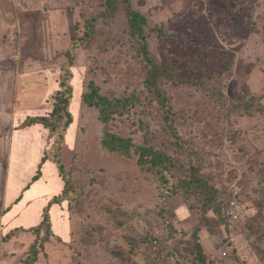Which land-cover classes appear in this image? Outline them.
<instances>
[{
    "label": "rangeland",
    "instance_id": "rangeland-1",
    "mask_svg": "<svg viewBox=\"0 0 264 264\" xmlns=\"http://www.w3.org/2000/svg\"><path fill=\"white\" fill-rule=\"evenodd\" d=\"M127 1L146 20L153 84L121 0H3L2 41L28 70L13 105L50 90L52 106L71 74L72 123L43 126L61 211L38 235L0 233V264H199L195 243L208 264H264V0ZM91 88L118 102L106 124L82 103ZM108 135L129 155L104 149ZM219 203L235 224L214 217Z\"/></svg>",
    "mask_w": 264,
    "mask_h": 264
},
{
    "label": "crops",
    "instance_id": "crops-1",
    "mask_svg": "<svg viewBox=\"0 0 264 264\" xmlns=\"http://www.w3.org/2000/svg\"><path fill=\"white\" fill-rule=\"evenodd\" d=\"M11 13L14 15L13 10ZM6 17H11L10 13L0 0V233L3 236L37 227L46 208L53 225L55 215L61 210L58 204L50 205V202L64 189L56 165L45 157L48 131L41 124L21 127L26 118L42 117V111L51 112L50 104H42V98L50 90L19 107L13 105L17 94L15 83L25 81L28 70L22 65L24 59L19 60L10 50L11 45L2 41ZM57 233L63 237L62 231Z\"/></svg>",
    "mask_w": 264,
    "mask_h": 264
},
{
    "label": "trees",
    "instance_id": "trees-1",
    "mask_svg": "<svg viewBox=\"0 0 264 264\" xmlns=\"http://www.w3.org/2000/svg\"><path fill=\"white\" fill-rule=\"evenodd\" d=\"M122 3L126 6V14L128 18V28H129V33L130 35L139 42L140 46V54L142 56V59L147 67H149V73H150V82L153 84L155 82L154 77L156 74L155 71V66L153 63L152 58L150 57L149 50H148V45H147V40L144 36L143 28L145 26V18L135 12L132 11L128 1L127 0H121ZM157 35H163L162 32L156 31L155 32ZM80 41V40H79ZM79 45H82V41L76 42L75 44L72 45V49L77 48ZM67 63L69 66H72V59L70 56L67 58ZM71 75V74H70ZM69 74H67V77L63 78L60 82V89L55 93L54 95V103L52 105V110L47 117H28L25 119V121L22 123L21 127H27L31 126L34 124H41L45 128H48L50 130V133H56L58 129L60 130V135H62V132H65L69 125L72 123V117L69 112V105H70V100L72 98V87L70 86L69 78H71ZM159 99L163 100L164 98L159 95ZM82 103L88 107H94L98 109V114H99V120L101 123L106 124L108 120L110 119L111 115L116 113L117 111V104L118 102H115L114 104H111L109 100H107L105 97H102L97 94L96 90L92 89L90 90V93L83 94L82 95ZM101 144L104 149H106L109 152H116L123 154L125 156H128L130 153V146L123 141L121 138L113 136V135H108L105 137L102 141ZM138 151V149L136 150ZM142 152V151H141ZM151 155V158L149 160V163L152 166H156L162 163V157L158 156V154H155L153 152L147 151V152H142L139 157V163L146 162L147 158L146 156ZM148 161V160H147ZM59 171H62L61 166H58ZM36 179V178H35ZM66 186L67 183H64V189L62 196H57L52 199L50 202L51 204H57L58 202H61L63 200V196L66 194ZM220 203L217 204L216 207H213V213L214 217H217V219H220L223 223L226 225L228 224V221L225 220L224 216L220 214ZM236 222L230 223L231 225L235 224ZM228 226V225H227ZM43 227H47V229L50 228V222H49V215H48V208L44 210L43 217L41 223L35 227L27 230L28 232H33L35 235H38L40 233V230ZM19 231V230H18ZM25 231V230H23ZM11 235V234H9ZM6 237V236H4ZM154 244L156 242H153ZM194 249L196 252V259L199 264H208V259L205 257L203 254V250L201 248V245L199 243L194 244ZM36 257V256H35ZM35 259V258H34Z\"/></svg>",
    "mask_w": 264,
    "mask_h": 264
},
{
    "label": "built area",
    "instance_id": "built-area-1",
    "mask_svg": "<svg viewBox=\"0 0 264 264\" xmlns=\"http://www.w3.org/2000/svg\"><path fill=\"white\" fill-rule=\"evenodd\" d=\"M220 209L221 215L224 216L225 220H227L228 223L236 222L239 219V213L235 209V205L233 207L222 206Z\"/></svg>",
    "mask_w": 264,
    "mask_h": 264
}]
</instances>
